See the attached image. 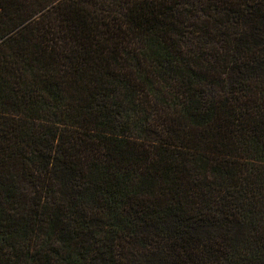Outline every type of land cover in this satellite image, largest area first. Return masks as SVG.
<instances>
[{
  "label": "trees",
  "instance_id": "1",
  "mask_svg": "<svg viewBox=\"0 0 264 264\" xmlns=\"http://www.w3.org/2000/svg\"><path fill=\"white\" fill-rule=\"evenodd\" d=\"M0 0V264H264V0Z\"/></svg>",
  "mask_w": 264,
  "mask_h": 264
},
{
  "label": "rangeland",
  "instance_id": "2",
  "mask_svg": "<svg viewBox=\"0 0 264 264\" xmlns=\"http://www.w3.org/2000/svg\"><path fill=\"white\" fill-rule=\"evenodd\" d=\"M56 3H57V0H54L51 3H47L45 5V7H43L42 9H40L39 11H37L36 13H34L31 18L33 19V18L39 16L40 14L46 12L50 8V6H52V5L56 4Z\"/></svg>",
  "mask_w": 264,
  "mask_h": 264
}]
</instances>
